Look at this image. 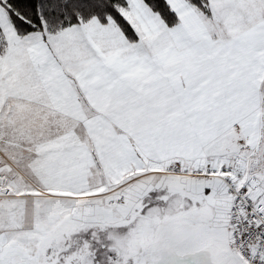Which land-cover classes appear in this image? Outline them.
Returning <instances> with one entry per match:
<instances>
[{"label":"snow or ice","instance_id":"snow-or-ice-1","mask_svg":"<svg viewBox=\"0 0 264 264\" xmlns=\"http://www.w3.org/2000/svg\"><path fill=\"white\" fill-rule=\"evenodd\" d=\"M0 264H264V0H0Z\"/></svg>","mask_w":264,"mask_h":264}]
</instances>
